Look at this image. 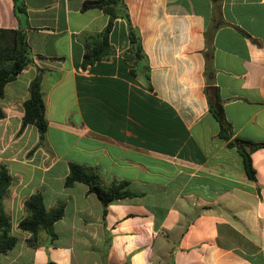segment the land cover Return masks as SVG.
I'll return each instance as SVG.
<instances>
[{
	"label": "crops",
	"instance_id": "0c3cea01",
	"mask_svg": "<svg viewBox=\"0 0 264 264\" xmlns=\"http://www.w3.org/2000/svg\"><path fill=\"white\" fill-rule=\"evenodd\" d=\"M0 0V27L20 28L31 60L3 86L2 198L15 242L0 264H264V0H123L111 52L81 65L83 38L108 14L83 0ZM208 57V61H207ZM39 75L47 125L20 130L28 83ZM218 102L227 137L209 109ZM132 194L103 203L68 162ZM61 203L50 232L22 229L23 200Z\"/></svg>",
	"mask_w": 264,
	"mask_h": 264
},
{
	"label": "trees",
	"instance_id": "16d2710c",
	"mask_svg": "<svg viewBox=\"0 0 264 264\" xmlns=\"http://www.w3.org/2000/svg\"><path fill=\"white\" fill-rule=\"evenodd\" d=\"M13 6L16 12L23 10L22 3L17 0H13ZM88 6L101 8L108 14V20L102 29L93 31L83 38L81 65L106 57L111 52V46L108 42V32L112 19L117 15H121L127 20L128 38L134 57L142 55L139 36L134 32L128 20V14L123 0H83L81 2V8ZM30 60V50L24 31L20 28L0 27V96L3 93L5 82L10 80ZM28 93V96L23 101V112L18 130L26 123H32L37 129L38 141H40L46 129L47 122L43 112L44 104L38 74L34 75L29 81ZM218 104V102L215 104L209 103V109L219 122V133L223 137H227L228 124L221 116ZM2 115L3 110L0 107V117ZM228 143L235 145L242 156L247 177L253 180L254 170L251 165L249 151L254 147L263 145L264 142H253L248 139L236 137L234 140H229ZM11 181L12 176L9 174L6 165L0 163V252H5L15 242V236L9 231V214L4 210L2 205V198L7 192ZM74 181L84 182L87 185V190L93 192L103 203L113 197L132 194L128 190L120 189L124 181L113 180L109 183H101L98 173L94 168L76 161H69L68 171L63 183L64 185H70ZM23 208L25 214L18 221V226L31 232H34L39 227L50 232L51 223L60 217L63 210L61 203L46 208L39 191L30 193L23 200Z\"/></svg>",
	"mask_w": 264,
	"mask_h": 264
}]
</instances>
